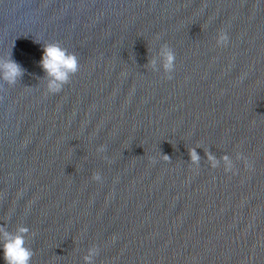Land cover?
Wrapping results in <instances>:
<instances>
[{
	"label": "water",
	"instance_id": "obj_1",
	"mask_svg": "<svg viewBox=\"0 0 264 264\" xmlns=\"http://www.w3.org/2000/svg\"><path fill=\"white\" fill-rule=\"evenodd\" d=\"M0 264H264V0H0Z\"/></svg>",
	"mask_w": 264,
	"mask_h": 264
}]
</instances>
